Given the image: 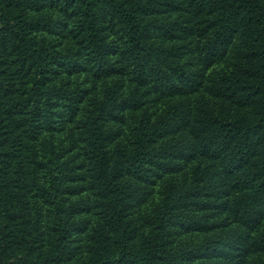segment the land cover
<instances>
[{"label": "trees", "instance_id": "1", "mask_svg": "<svg viewBox=\"0 0 264 264\" xmlns=\"http://www.w3.org/2000/svg\"><path fill=\"white\" fill-rule=\"evenodd\" d=\"M0 264H264V0H0Z\"/></svg>", "mask_w": 264, "mask_h": 264}, {"label": "rangeland", "instance_id": "2", "mask_svg": "<svg viewBox=\"0 0 264 264\" xmlns=\"http://www.w3.org/2000/svg\"><path fill=\"white\" fill-rule=\"evenodd\" d=\"M123 81L125 82V85H128V82L126 81V77L123 78ZM112 80L108 79V80H97L94 81L91 78L86 77L85 75H74L71 77V84L73 86L79 87L80 89H87L90 95L96 94L98 96H100L105 88V86L111 84ZM126 89V88H125ZM144 108L148 111V112H158L163 108V101H157L156 99L152 97L148 98L146 104L144 105ZM54 139L56 140V143H58L59 145L67 148L68 147V134L66 135L65 132H60V133H56L54 135ZM158 189L159 186L155 188V192L153 194V198L152 200H150V202L152 201H156L159 197V193H158ZM194 238H199V237H194Z\"/></svg>", "mask_w": 264, "mask_h": 264}]
</instances>
